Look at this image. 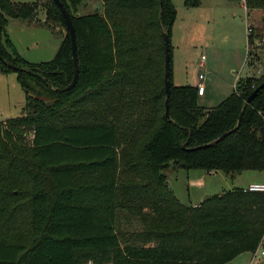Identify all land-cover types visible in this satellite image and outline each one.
Wrapping results in <instances>:
<instances>
[{
	"label": "trees",
	"instance_id": "16d2710c",
	"mask_svg": "<svg viewBox=\"0 0 264 264\" xmlns=\"http://www.w3.org/2000/svg\"><path fill=\"white\" fill-rule=\"evenodd\" d=\"M61 1L78 66L66 89L71 39L56 3L0 0V68L17 72L25 94L21 113L0 121V264H224L254 251L264 239V190L234 186L186 204L167 169L264 172V86L244 105L264 70L238 77L205 107L196 84L172 80V0H101L102 10L84 12V0ZM39 6L63 31L54 55L33 62L1 35L11 45L9 19L31 21ZM246 6L264 9V0ZM263 36L258 24L247 43Z\"/></svg>",
	"mask_w": 264,
	"mask_h": 264
},
{
	"label": "rangeland",
	"instance_id": "374dc122",
	"mask_svg": "<svg viewBox=\"0 0 264 264\" xmlns=\"http://www.w3.org/2000/svg\"><path fill=\"white\" fill-rule=\"evenodd\" d=\"M96 2L97 0H92L88 7L94 9ZM172 2L176 9L170 38L174 81L177 84L195 82L199 80L198 73L202 71L204 78L201 82L206 91L203 96L198 97L201 105L211 107L218 104L232 91L238 77L259 75L264 70V44L253 45L251 47L255 52L253 59H247L250 48L247 44L246 31L247 21L253 26L264 25V9L245 10L242 0H200L196 6H186L183 0ZM83 8L84 5L80 4L81 11L92 10ZM44 13V8L39 6L37 15L31 21L9 19L6 32L11 45H7L4 34L1 35V40L9 52L13 54V51H16L33 62L46 60L54 55L62 39L63 27L54 22L46 24ZM201 53L206 56L203 66L195 62ZM255 67H259L261 71L256 73ZM24 97L17 72L0 68V121L20 114ZM192 171L193 169L182 167L167 169L169 186L180 201L186 204L197 203L205 196L202 192L204 186L191 179ZM222 176L225 179H222ZM233 177L234 179L224 172L214 175L213 183L210 184L214 189L212 193L245 185L238 173ZM261 251H264V239L257 248L258 253ZM224 264H264V254L253 257L252 251H244Z\"/></svg>",
	"mask_w": 264,
	"mask_h": 264
},
{
	"label": "water",
	"instance_id": "95a60500",
	"mask_svg": "<svg viewBox=\"0 0 264 264\" xmlns=\"http://www.w3.org/2000/svg\"><path fill=\"white\" fill-rule=\"evenodd\" d=\"M56 5L58 6L62 17L64 19V23L66 26V29L70 35V39H71V54H72V62H73V78L72 80L62 89H66V88H70L76 81L77 78V74H78V66H77V56H76V40H75V31H74V26L72 23V19L71 16L69 14V11L66 9L65 5L63 4V2L61 0H53ZM163 41H164V85H165V91H166V98H165V114L168 115V106H167V100H168V95H169V79H168V72H169V64H170V40H169V35L167 32L163 33ZM4 62L7 64V66L12 67V68H17L16 65L6 61L5 59H3ZM264 86V80H262L246 97L245 101H244V105H246L251 98L255 95V93ZM240 117H241V113L239 115L237 124L235 125L234 128H236L240 122ZM228 131H224L222 132L216 139H219L220 137L224 136ZM200 145L197 146H193L191 148H196L199 147ZM184 147V145H183Z\"/></svg>",
	"mask_w": 264,
	"mask_h": 264
},
{
	"label": "crops",
	"instance_id": "0c3cea01",
	"mask_svg": "<svg viewBox=\"0 0 264 264\" xmlns=\"http://www.w3.org/2000/svg\"><path fill=\"white\" fill-rule=\"evenodd\" d=\"M90 2H92V0H84L83 3H82L84 5V8L83 9H85V10H86V8L93 9L91 6L88 7V5L90 4ZM95 8H97L98 10H102V1L101 0H97L96 7ZM171 34H172V32H171ZM195 62H197V59H196ZM172 80H173L174 83H176L174 81V74L172 75ZM198 81L199 80H196L195 82L187 81L185 83L196 84ZM205 91H206V88H204V92L202 94H198V97L199 96H203L205 94ZM218 173H222V172H220V170H216V171L215 170H211V171H207L206 172V171H203V170H200V169H193V171L191 172L190 176H191V179L196 180V182H199V183H201L204 186V189L202 191L203 192V196L204 195L207 196L208 194H211L212 191L214 190L213 187H211V185L213 183L214 175H217ZM238 176H241V178H243L242 180H243V183L245 185H242V186H246L248 183L253 182V181H263L264 180V172L263 171H260V172H252V171H246V170H244V172L238 173ZM230 177H232V179H234L233 176H230ZM222 179H225L224 176H222ZM198 202L197 203L195 202L194 204H198Z\"/></svg>",
	"mask_w": 264,
	"mask_h": 264
},
{
	"label": "built area",
	"instance_id": "2783aa9c",
	"mask_svg": "<svg viewBox=\"0 0 264 264\" xmlns=\"http://www.w3.org/2000/svg\"><path fill=\"white\" fill-rule=\"evenodd\" d=\"M243 2V5H244V8L245 10H247V6H246V0H242ZM246 31L247 33H250V32H253L254 31V26L249 23V21H247V26H246ZM248 44V47L250 48L251 46H256V45H261V44H264V36L263 37H255L253 39V42L252 43H247ZM252 55H250L249 53V50L247 52V59H251ZM205 59H206V56L204 53H201L199 58L197 59V64L200 65V66H203L205 64ZM261 69H259V67H255V72L258 73L260 72ZM204 78V73L202 71H200L198 73V79L199 81L196 83L197 85V92L198 94H202L204 92V85L203 83L201 82V79ZM245 189H248V190H259V191H262L264 190V180L263 181H253V182H250L248 183L246 186H244ZM258 248V247H257ZM257 248L252 251L253 252V257L254 256H259L260 254H264V251H261V252H257Z\"/></svg>",
	"mask_w": 264,
	"mask_h": 264
}]
</instances>
